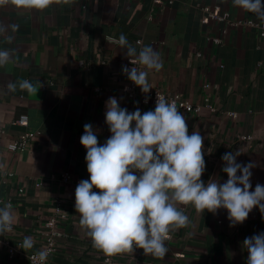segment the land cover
<instances>
[{
    "label": "crops",
    "instance_id": "crops-1",
    "mask_svg": "<svg viewBox=\"0 0 264 264\" xmlns=\"http://www.w3.org/2000/svg\"><path fill=\"white\" fill-rule=\"evenodd\" d=\"M203 7L221 8L226 20L203 23ZM247 22L264 21L231 0H52L43 11L0 0L1 25H18L0 35V48L12 53L0 67V163L5 165L0 206L11 203L15 210L13 230L0 234V264H28L27 255L41 250L42 226L55 213L57 200L66 214L61 227L67 237L51 264H107V257L112 264H246L242 242L264 231L259 208L232 227L227 210L201 214L188 206L189 223L170 232L163 257L140 248L107 256L80 225L75 189L90 175L80 142L84 124L93 125L100 143L111 135L105 102L115 96L129 111L155 108L135 104L124 90L132 81L122 68L133 65L119 44L121 34L138 50L150 45L159 52L163 67L149 73L151 90L179 94L199 108L180 112L189 133L197 130L204 137L202 180H227L221 157L239 150L238 162L255 165L253 190L264 185V37ZM23 79L35 91H9V82ZM21 116L28 117L27 125H14ZM29 132L35 136L25 151L9 150ZM63 174L71 181L63 182ZM25 237H32L33 246L16 248L11 257L5 242Z\"/></svg>",
    "mask_w": 264,
    "mask_h": 264
},
{
    "label": "clouds",
    "instance_id": "clouds-1",
    "mask_svg": "<svg viewBox=\"0 0 264 264\" xmlns=\"http://www.w3.org/2000/svg\"><path fill=\"white\" fill-rule=\"evenodd\" d=\"M12 2L21 9L38 11L52 4V0ZM231 2L264 21V0ZM17 28L15 24L0 25V34ZM119 44L133 65H124L122 70L145 94L147 103L152 89L149 73L162 69L161 56L150 45L138 50L124 34L119 36ZM11 60V51L0 48V67ZM136 63L144 68L138 69ZM7 87L11 92L17 87L29 93L35 91L28 79L9 82ZM105 105V123L111 135L100 143L93 125L84 124L80 142L86 149L90 175L75 189L80 225L94 248L107 256L140 248L145 255L163 257L168 251L170 232L189 223L186 206L201 214L227 210L232 227L243 224L254 208L264 213V185L258 183L253 190L255 165L251 161L238 162L239 150L225 152L221 157L227 180H202L206 171L204 137L197 130L189 133L186 119L174 101L157 93L154 110L143 112L139 107L129 111L115 96ZM3 170L5 165L0 163V172ZM14 218L11 203L0 206V234L13 230ZM32 246V237H25L23 247ZM242 247L248 253L246 264H264V231L246 237ZM48 255L47 251H40L41 264H45Z\"/></svg>",
    "mask_w": 264,
    "mask_h": 264
},
{
    "label": "built area",
    "instance_id": "built-area-1",
    "mask_svg": "<svg viewBox=\"0 0 264 264\" xmlns=\"http://www.w3.org/2000/svg\"><path fill=\"white\" fill-rule=\"evenodd\" d=\"M156 2L161 4H172L173 0H156ZM202 11L206 13V17L203 19V23H208L211 19H216L219 21H225L227 18L226 14H223L222 9L219 7L215 8H208L203 7L201 8ZM1 25V23H0ZM247 25L250 26H256L259 27L261 30V35L264 37V22L260 25H256L252 22H247ZM1 35V34H0ZM209 85H206L205 88H209ZM125 92L128 94V97L131 98L135 104L136 102H139L140 104H143L145 106L149 107H155L156 100H157V93L159 95L164 96L168 101L172 102L174 101L178 110L180 111H198L199 108L191 105L189 102L182 99V97L179 94H170L168 92L161 91L159 89L150 90L148 94V101L145 102V94L144 93H138L136 90V85L132 82L130 86L124 89ZM208 109H210L212 112H215V108L208 106ZM28 123V117L27 116H21L18 120L14 122V125L18 126H25ZM1 133V131H0ZM34 133H26L24 136H22L15 144L9 147V150L12 152L16 151H25L27 149L29 140L34 137ZM62 181L63 182H70L71 179L68 174L62 175ZM97 191L96 189H94ZM56 209L55 213L44 222L42 226L41 231V238H42V248L40 251H47L49 255L47 256V259L45 261V264H51V259L53 256L56 255L59 249V242L62 238L67 237V234L64 232V230L61 227V223L63 219L66 218V214L63 210V204L59 200L55 202ZM188 206L184 208V211H186ZM6 247L8 248V251L11 255V257L14 256L16 248L23 247V242L18 241L16 244H12L11 242H5ZM40 251L32 252L27 255L28 264H41V260L39 257ZM107 264H112L111 257L106 258Z\"/></svg>",
    "mask_w": 264,
    "mask_h": 264
}]
</instances>
